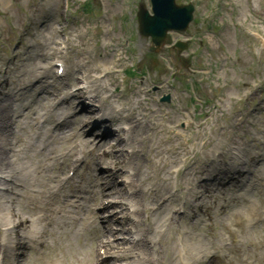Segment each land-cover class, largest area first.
Instances as JSON below:
<instances>
[{"label": "rangeland", "instance_id": "1", "mask_svg": "<svg viewBox=\"0 0 264 264\" xmlns=\"http://www.w3.org/2000/svg\"><path fill=\"white\" fill-rule=\"evenodd\" d=\"M189 2L195 10L186 31L169 32L152 52L151 39L139 34L137 23L139 4L151 13L150 0H0V84L9 75L14 83L4 92L33 85L8 99L3 93L0 103L7 105L6 120L13 106L28 111L29 123L19 132L25 143L38 117L49 115L45 101L35 102L38 89L52 82L53 91L63 95L65 83L80 86L77 76L95 79L93 85L105 87L99 98L112 107L107 114L115 118L113 128L121 115L146 114L136 129L144 143L130 141L140 154L137 178L144 191L156 203L170 204L158 207L143 226L162 232L152 234L158 263L173 264L178 233L186 231L185 243L196 254L188 264H264V0H176L179 6ZM56 59L66 64L61 80L54 75ZM27 68L33 71L24 73ZM142 84L147 90L139 96ZM151 111L153 133L145 132ZM50 182L43 179L37 189L43 192ZM22 192L18 204L30 217L44 195ZM42 225L45 235L22 245L21 261L7 252L3 264H92L96 232H75V224L55 233L52 222Z\"/></svg>", "mask_w": 264, "mask_h": 264}, {"label": "bare ground", "instance_id": "2", "mask_svg": "<svg viewBox=\"0 0 264 264\" xmlns=\"http://www.w3.org/2000/svg\"><path fill=\"white\" fill-rule=\"evenodd\" d=\"M57 42L53 41L55 48ZM113 54V49L109 47V55ZM31 69L27 68L24 73L31 72ZM4 74L7 75L8 72L5 71ZM35 74L38 76L37 79L41 78V71L38 68ZM8 76H5L0 88L13 85L14 82L9 80ZM85 77L88 78V75ZM94 82L95 79L89 85H86L83 90L77 89L68 93V101L62 103H54L53 101L60 100L61 92H56V95L51 94V99L49 95L43 94V100L47 97L49 107L68 106L56 116H51L50 112L52 110H49V115L42 114L38 117L39 120L35 126L36 136L33 143L28 140H25L24 143L15 134L11 142L7 143L10 147L8 151L11 155L3 150L4 155L1 156V146L4 140H0V222L3 227H6V230L10 232L16 230L17 233V237H15V241L13 245H10L11 248L8 251L11 257L15 254L14 251L23 249V244H26L29 240L38 241L45 234L38 228V219L33 217L26 218L22 214L18 200L22 196V191H26L30 195L36 194V189L40 182L43 179H48L53 184L56 183V187L54 189L44 188L43 194L45 196H57L58 198L53 200V204H50L44 214L39 216L40 220L49 223L55 221L57 233L76 222H79L80 226L76 227L75 232L88 231L91 226L99 224V236L92 238L91 241H94L98 248L111 249L114 252L112 255L105 256L102 259H100L101 257L97 259L93 255L92 258H95L96 263L100 264L103 261L112 259L109 264H159L157 259L160 252L158 249L159 244L158 241L152 238V234L157 232L162 235V232L159 230L149 231L147 227L143 228V226H146L151 216L156 214L158 207H162L164 204L156 203L154 197L151 199V193L144 191L142 184L138 181L137 177L141 174L142 163L140 164L136 161L139 159L140 154L130 141L133 139L139 146L144 143L145 138L141 137V134H138L136 129L140 126L146 114L139 115L140 118L121 115L117 121L120 122V126L114 129L111 127L112 123L115 122L114 116L109 117L108 121H104L102 118L101 120L105 122L106 128L103 132H100L99 128L102 125H94L97 120L94 121V117H91L92 114L99 115L102 113L98 110L96 114L95 103L90 104L91 101L97 100V97L94 94L89 95V100L86 101L87 103L89 102L88 108L85 111V102H82L83 96L88 91H95L99 94L105 90L103 86L96 87L98 85H93ZM22 86V84H18V86L6 92L0 89V95L5 93L6 99L14 97ZM32 86L25 84L22 88L28 91L31 90ZM146 90L147 86L142 84L137 94L142 96L146 93ZM145 100L144 95V98L138 101V105L144 103ZM29 101L28 104L31 105L34 99ZM104 102L106 103L105 100ZM124 106L120 105L121 108ZM76 107H80V112L73 113ZM6 108L7 105L1 102L0 131L4 134L6 132V124L9 122L13 124L11 119L6 120ZM109 108L112 110L110 103ZM88 110H90L89 114L91 115H86ZM120 111L115 109L114 112L122 114ZM154 115L155 112L151 111L146 121L145 132L147 130L151 133L154 132L156 124V122H152ZM48 123L53 124V127L45 128V124ZM10 133L13 134L14 130L10 129ZM135 134H138V136ZM78 135L82 138L83 145L86 148L94 142V148L98 153L100 151L104 152L105 148L111 150L113 160L102 171L94 169L95 174L92 177L79 175L75 179L59 178L58 175L62 172L64 173L67 168L76 170L78 167L75 165L78 162L77 160L74 161V165L69 160L77 152L76 148L71 145V140ZM29 144L33 147L31 150L34 151L30 157L24 153L25 145L29 146ZM124 146H127V148ZM86 148H83L82 151H89ZM148 161L151 164L153 163L152 160ZM121 164L126 166L121 168ZM90 165L93 167L94 165H99V163L91 160ZM115 178L119 179L118 184L114 180ZM70 180H72V189L70 191H62V188ZM81 180H88L91 185L80 187ZM145 196L149 197L148 201L145 200ZM103 197H108L110 199L108 200L109 202L104 203L101 201ZM173 200H175V197H173ZM92 202H98L99 207L93 208ZM93 209L96 210L95 214H91ZM108 209L113 211L108 213ZM102 212L108 214L104 218L107 221L106 223L100 222L102 219L100 214ZM31 216L34 215L32 214ZM120 221L123 222V226H116L115 223L117 224ZM25 226L28 227L27 230H25ZM185 233L186 231L178 233V246H174V251L177 255L172 260L173 264H188L191 259L196 261L194 248H188L185 243L189 239L184 237ZM8 240L10 244V239L8 238ZM191 241L193 240L191 239ZM22 258L23 256L21 255L16 257L19 262ZM81 261L83 262V259Z\"/></svg>", "mask_w": 264, "mask_h": 264}, {"label": "water", "instance_id": "3", "mask_svg": "<svg viewBox=\"0 0 264 264\" xmlns=\"http://www.w3.org/2000/svg\"><path fill=\"white\" fill-rule=\"evenodd\" d=\"M153 16L148 13L143 5H140L138 12L139 32L142 36H150L152 43L160 47L166 38L168 31L185 30L192 20L193 6L180 7L175 0H151ZM182 49L184 45L178 43Z\"/></svg>", "mask_w": 264, "mask_h": 264}]
</instances>
